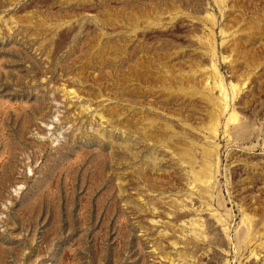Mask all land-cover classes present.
<instances>
[{
	"label": "rangeland",
	"instance_id": "374dc122",
	"mask_svg": "<svg viewBox=\"0 0 264 264\" xmlns=\"http://www.w3.org/2000/svg\"><path fill=\"white\" fill-rule=\"evenodd\" d=\"M0 264H264V0H0Z\"/></svg>",
	"mask_w": 264,
	"mask_h": 264
}]
</instances>
